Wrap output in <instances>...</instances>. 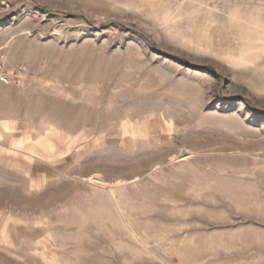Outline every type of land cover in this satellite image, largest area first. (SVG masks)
Masks as SVG:
<instances>
[{
	"label": "rangeland",
	"instance_id": "1",
	"mask_svg": "<svg viewBox=\"0 0 264 264\" xmlns=\"http://www.w3.org/2000/svg\"><path fill=\"white\" fill-rule=\"evenodd\" d=\"M0 264H264V0H0Z\"/></svg>",
	"mask_w": 264,
	"mask_h": 264
},
{
	"label": "built area",
	"instance_id": "2",
	"mask_svg": "<svg viewBox=\"0 0 264 264\" xmlns=\"http://www.w3.org/2000/svg\"><path fill=\"white\" fill-rule=\"evenodd\" d=\"M16 77L17 74L15 72L7 69L5 54L0 50V81L6 84Z\"/></svg>",
	"mask_w": 264,
	"mask_h": 264
}]
</instances>
